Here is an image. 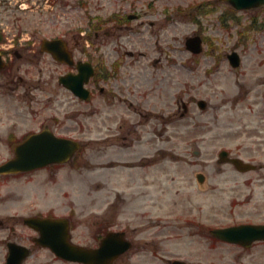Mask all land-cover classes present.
Instances as JSON below:
<instances>
[{"label": "rangeland", "instance_id": "1", "mask_svg": "<svg viewBox=\"0 0 264 264\" xmlns=\"http://www.w3.org/2000/svg\"><path fill=\"white\" fill-rule=\"evenodd\" d=\"M114 12L139 17L116 29L106 20ZM111 29L114 35L105 33ZM0 31L1 49H19L32 59L15 60L23 80L0 88V112H37L36 124L45 121L81 143L72 163L46 171L39 204L56 216H70L74 240L93 245L99 230H125L134 245L128 257L112 264H169L172 258L186 264H264V241L242 247L208 231L264 223V4L235 10L226 0H0ZM193 35L203 39L199 53L186 49L185 38ZM55 36L67 41L76 59H89V52L95 62L101 55L107 61L124 49L134 51L133 57L122 53L129 64L126 78L153 85V110L172 121L151 118L152 130H139L140 138L129 146L102 94L92 102L80 100L57 82L69 66L39 49L42 38ZM233 50L241 58L235 68L226 58ZM179 94L189 107L180 119ZM198 98L206 100L205 108L196 105ZM119 111L126 114L124 107ZM27 121L20 126H35ZM108 131L110 146L103 141ZM190 140L199 146L197 155ZM221 147L257 168L239 172L218 163ZM146 155L157 160L140 163ZM129 158L144 166L94 167ZM198 171L205 175L202 184L194 176ZM129 183V193L122 194ZM9 209L26 212L16 202ZM17 228L22 236L33 234L24 225ZM33 254L49 256L40 248Z\"/></svg>", "mask_w": 264, "mask_h": 264}, {"label": "flooded vegetation", "instance_id": "2", "mask_svg": "<svg viewBox=\"0 0 264 264\" xmlns=\"http://www.w3.org/2000/svg\"><path fill=\"white\" fill-rule=\"evenodd\" d=\"M119 15L120 13L115 12L109 17L108 24L112 23V28L117 29L123 27V24L125 25L127 20L139 17L137 13L124 16L127 19ZM131 16L133 17L130 18ZM121 21V25L116 24V22ZM105 33L114 35L115 31L111 29L105 31ZM116 50H118V48ZM87 53L89 56L88 60L92 65V74L87 83V88L89 90L87 101L92 102V100L96 98L97 93L103 95L104 107L107 108V111L110 114H114L120 118L118 130L123 132V135L121 136L122 139L130 138V142L127 141L129 146L140 138L142 132H139V130L145 131L154 127L151 125V118L156 120L159 119L162 123L167 122L169 118H172V116H168V113L153 110V104L150 102L151 97L155 93L153 85L143 84L140 78H126V67L129 66V64L124 59V56H122V53L129 57H133L134 51L124 49L123 51H119L118 55L112 60L107 61L104 56L101 55L97 62L94 61V58L91 57L89 52ZM41 54L45 53L41 52ZM2 56H4L5 59V66L0 70V88H5L11 86L8 82L18 83L23 80V77L15 72V70L18 69L15 65V60L25 58L32 61V59L27 57L24 51L14 48L3 50ZM181 95L182 94H179L176 98L178 109H180L178 116H175L177 111L175 112L174 116L177 118H183L188 109V106L185 104L187 107L185 106L184 113L183 110H181V108H183V98H181ZM144 102H146L148 106H145ZM122 107L126 110V114L119 111ZM31 114L36 116L30 115L29 117V115H26L25 113L22 114L18 112H0V165L15 159L16 148L26 141H30L26 143L27 149L32 150L26 154V158L23 159L20 164L32 167H26L25 169L18 167L17 169L0 172V264H4L8 257L16 260L22 254H24L25 257L19 264H47L55 261H58L59 263L66 262L55 257L53 254L52 256L34 255L33 253L39 248L43 249V251H50L36 242L35 236L37 235V232L23 224L24 217L52 214L51 209L43 210L39 208L40 201L44 199L45 195L44 183L46 181V171L50 169L59 170L62 167L61 163L39 165L38 160L45 156L46 143V135H40V132L47 128L48 130L46 129V131L49 135L65 136L53 131L49 123H45V121H39L36 124L39 114L37 112ZM127 116H133L136 117V119L128 120ZM20 119H30V122L35 126L21 127L20 124L27 123L28 121H20ZM52 119L57 121V118L55 117ZM147 123H150V127L148 128L146 126ZM36 134H38V136L30 139L32 135ZM112 135L113 133L110 131L105 133L103 141L107 146L113 144L110 142ZM119 135V132H115L114 137H119ZM103 145L105 146L104 143ZM35 150H37V152ZM150 155H146L144 158L140 159V163L143 159L148 162L157 160ZM132 161L135 160L129 158L121 160L118 164H114L113 160H108L107 164H104L103 166H122L126 169H130L135 165L144 166L142 164H132ZM151 165H147L146 167ZM119 173H122V170H119L118 174ZM130 175L131 170H128L122 176L123 180L127 181L130 178ZM130 185V183L125 185L122 194L129 193L131 189ZM145 185L146 183H144V186ZM144 191L145 190L141 189V192ZM120 198L121 201L124 202L125 196H119V199ZM14 202L22 208L21 210L25 209L26 212L19 213L18 211H9L10 205ZM23 225L30 229L33 234L24 236L20 235L17 227ZM119 230H121L124 237L127 238L125 236L126 231L122 229ZM133 245L134 243L131 241L129 249L119 257H128V252ZM168 261L169 260H167V262Z\"/></svg>", "mask_w": 264, "mask_h": 264}, {"label": "water", "instance_id": "3", "mask_svg": "<svg viewBox=\"0 0 264 264\" xmlns=\"http://www.w3.org/2000/svg\"><path fill=\"white\" fill-rule=\"evenodd\" d=\"M236 8H249L264 3V0H227ZM188 47L192 48L194 51L199 50L200 40L198 37L189 38L186 40ZM41 47L45 50L52 52L53 56L57 59L65 58L67 62L71 63L69 59V53L65 49L64 43L61 39H43ZM231 65L236 66L239 63L238 54L233 51L228 55ZM2 62L0 60V66ZM80 73L60 77V81H63L66 85L71 87L73 91L80 97H86V91L82 84L87 79V63L78 64ZM81 69L83 72H81ZM69 77L71 80H69ZM201 107L204 106L202 100L199 101ZM63 144V143H62ZM77 147L76 142H72L69 148L66 145L59 147L55 156H48L50 147L46 148L47 157L51 160L65 159L66 155ZM224 152L220 153L222 156ZM25 159V158H23ZM22 159V160H23ZM232 163L239 170H247L253 168L254 166L243 162L239 158L231 159ZM197 180L201 182L203 180V175L198 173L196 175ZM27 223L34 224L40 230L41 237L37 240L47 246H49L57 255L62 258L81 261L85 264H108L114 257H116L126 245L123 243L119 234L117 232L108 233L100 242L97 248H86L78 245H73L67 241V221L63 218L59 219H27ZM214 236L221 238L230 242L237 243H249L255 239H264V224H239L234 226H229L225 228H213L210 231ZM11 264V262L9 261ZM172 264H184L181 260H174Z\"/></svg>", "mask_w": 264, "mask_h": 264}]
</instances>
